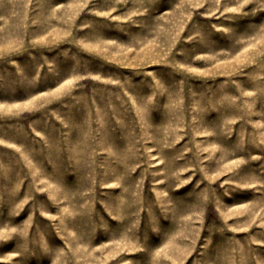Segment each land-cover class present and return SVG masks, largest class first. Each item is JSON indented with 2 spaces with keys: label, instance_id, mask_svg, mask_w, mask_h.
<instances>
[{
  "label": "rangeland",
  "instance_id": "1",
  "mask_svg": "<svg viewBox=\"0 0 264 264\" xmlns=\"http://www.w3.org/2000/svg\"><path fill=\"white\" fill-rule=\"evenodd\" d=\"M0 264H264V0H0Z\"/></svg>",
  "mask_w": 264,
  "mask_h": 264
}]
</instances>
